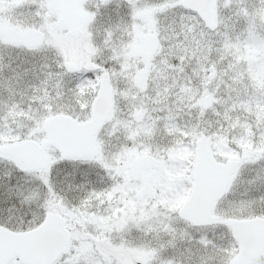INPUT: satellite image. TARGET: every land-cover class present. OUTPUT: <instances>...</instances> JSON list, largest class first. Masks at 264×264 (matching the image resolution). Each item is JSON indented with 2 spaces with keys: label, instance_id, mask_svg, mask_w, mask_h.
Instances as JSON below:
<instances>
[{
  "label": "snow or ice",
  "instance_id": "1",
  "mask_svg": "<svg viewBox=\"0 0 264 264\" xmlns=\"http://www.w3.org/2000/svg\"><path fill=\"white\" fill-rule=\"evenodd\" d=\"M0 264H264V0H0Z\"/></svg>",
  "mask_w": 264,
  "mask_h": 264
}]
</instances>
